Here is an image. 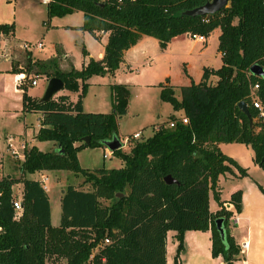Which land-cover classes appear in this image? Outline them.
<instances>
[{"label": "trees", "instance_id": "trees-1", "mask_svg": "<svg viewBox=\"0 0 264 264\" xmlns=\"http://www.w3.org/2000/svg\"><path fill=\"white\" fill-rule=\"evenodd\" d=\"M207 0H48L47 17L74 11L82 14L77 27L94 38L106 33L100 59L88 58L79 69L61 71L57 64L33 61L12 73H24L19 86L22 112L39 114L37 141H51L52 149L25 147L18 169L20 176H0V264H46L59 257L66 264H165V239L173 231L176 241L173 261L183 247L186 230L210 233V255L220 256L222 264L243 258L240 246L230 233L229 218L241 209V190L229 194L232 209L219 200L217 180L224 173L246 169L224 155L219 143H241L252 152V159L264 167V116L250 103L249 85L257 83L255 94L264 108V77L252 75L249 67L264 70V0H228L212 14L186 16L182 12ZM218 28L216 50L218 68L202 67L197 83L177 87L158 83L159 99L181 110L172 127L157 129L145 137L131 140L126 150L112 155L122 161L118 168L88 170L80 166L77 152L83 148L104 147L103 142L117 137V122L126 113L128 88L109 84L111 110L85 112L81 99L91 75L112 74L122 61L124 50L141 35L157 40L163 49L180 34L207 36ZM13 22L0 23V37L12 36ZM81 54L86 55L81 48ZM42 69L48 78L61 80L63 89L78 92L75 101L65 94L39 102L27 94L31 67ZM47 68L46 70H44ZM214 76V82L209 77ZM166 82V80H165ZM247 105L251 125L236 106ZM258 118V119H257ZM88 136V142L83 138ZM131 142V143H130ZM65 170L79 176L82 185H65L59 197V221L50 224L47 193L37 178L26 174ZM169 175L174 183H165ZM21 183L20 209L12 207L11 187ZM261 193L264 188L257 185ZM218 203L208 209V195ZM100 199L108 203L101 204ZM220 219L222 237L215 226ZM107 239L108 242H103Z\"/></svg>", "mask_w": 264, "mask_h": 264}, {"label": "rangeland", "instance_id": "rangeland-1", "mask_svg": "<svg viewBox=\"0 0 264 264\" xmlns=\"http://www.w3.org/2000/svg\"><path fill=\"white\" fill-rule=\"evenodd\" d=\"M82 20L81 12L75 11L63 16L47 17L46 7L40 0H0V23L13 22L14 33L6 39V48L13 47L22 42L41 43V48L21 51V66L24 67L28 60L47 63L53 60L62 70L67 71L69 65L75 68L80 67L82 60L81 47L95 56L99 52L100 42L88 37H83V32L76 26ZM44 23V24H43ZM217 29L212 30L207 36H203V42L184 36V39L172 45L169 51L159 52L158 44L147 46L142 54H136L130 59L131 69L127 70L125 65L118 64L112 75H91L86 80V87L82 95L83 109L85 111H109L111 109L110 90L108 85L103 83L110 81L124 83L128 88L129 96L127 100V112L121 116L117 122V134L129 135L133 132H140V137H145L151 133L155 124H162L168 127L167 122L171 119L168 115L175 117L180 110H173L170 104L159 99L160 87H145L141 85L145 81L155 82V85L167 81L174 86V96L178 98L177 87L187 84L190 81H197L200 67L208 65L212 68L220 66V58L216 49ZM155 39L151 38L154 42ZM1 51V49H0ZM5 59L0 58V65H7ZM1 66V67H2ZM45 68L44 70H46ZM42 69L31 67L29 78H34L36 85L27 86V93L40 98L44 92L47 81ZM14 87L13 73L7 72L0 76V138L3 130L7 132L22 134V113H20V95L12 89ZM110 112V111H109ZM13 113V114H12ZM108 113V112H107ZM32 125L36 123V114H26L24 118ZM258 119V118H257ZM36 131L35 128L27 127L25 137L29 138ZM138 138V139H139ZM122 139V138H121ZM18 138H14L12 144H16ZM132 142V140H131ZM130 142V143H131ZM34 144L44 149L47 143L35 141ZM129 144H122L126 150ZM223 151L233 157H247V148L240 143H224ZM0 142V151H3ZM102 152L107 154L102 158ZM9 157V156H8ZM7 160L9 168L0 170L2 172H12L18 168V160L9 158ZM77 160L81 167L92 170L99 167L117 168L121 166L120 159L104 148H88L77 153ZM250 172L251 177L261 181L264 188V167H254ZM17 174V172L15 173ZM232 180L223 176L219 179V184L223 186L221 194L224 195L230 183L237 181L244 182L242 177ZM242 178V179H241ZM81 178L74 176L65 170L48 171L46 173L47 196L49 197L50 224L57 226L59 221V195L65 185L82 186L89 188L87 184H80ZM20 188L13 187V194L19 198ZM101 204L108 203L107 200L100 199ZM211 208L215 205L214 199L209 195ZM46 264H66L63 258L49 257Z\"/></svg>", "mask_w": 264, "mask_h": 264}, {"label": "crops", "instance_id": "crops-1", "mask_svg": "<svg viewBox=\"0 0 264 264\" xmlns=\"http://www.w3.org/2000/svg\"><path fill=\"white\" fill-rule=\"evenodd\" d=\"M7 23H9V22H7ZM78 26H76V27H78ZM215 29H217V31H218V33H217V36H218L219 29L218 28H215ZM82 32H83L84 38L87 37V35H88V37L94 39L97 42H100L101 48H100L99 52L95 54V56L93 55V53H91V52L88 53L85 50L86 55L83 56L81 54L82 60L80 63V67L82 64L85 63V61L88 58H92L95 60L101 58L102 53H103V46L105 44L106 35H107L106 33H99V34H97L98 37L94 38L88 32H86V31H82ZM184 36H187V35L186 34H180V35H176V36L172 37L163 49L159 48L160 49L159 52L163 54V53L169 51L170 48L172 47V45H175L178 43V41L183 40ZM9 37H11V36H9ZM9 37H0V49H1L0 58H3V59H5V61L8 62V64L6 66L0 65V76H3L7 72H11L10 69L12 66H14L15 68H18V69L22 68L21 61H20L21 55H22L21 51H22V53H24V52L20 48L21 43L16 45V48L18 50L14 49L13 47L6 48V45H5L7 43L6 39H8ZM151 38H153V37L141 35L134 45L130 46L129 48H127L126 50L123 51L122 61L120 62V65L124 64L125 68L127 70L131 69L132 63L130 62V59L133 56H135L136 54H139V53L142 54L148 45L149 46L155 45V41L157 43V40L155 38H153V39H155L154 42L151 41ZM216 46H217V37H216ZM215 51H216L218 57L220 58V53L216 49H215ZM33 61L30 60V62H33ZM220 63H221V61H220ZM70 67H72L74 69L80 68V67L75 68L72 65H69V68ZM202 67L212 68L211 66H208V65H202L200 67L199 77H198L197 81H192V82L197 83L199 81L200 76H201ZM57 68L61 71H65V70H62L58 65H57ZM18 74H24V73L23 72L20 73V71L18 73H13L14 87L12 90L15 93H19V95H20L21 90L19 89V87L15 83V77ZM112 74H109V75H112ZM45 77H46L45 79L47 81L48 77L46 75H45ZM28 78H29V75H28ZM214 80H215L214 76L209 77V81L211 83L214 82ZM112 83H116V82H112ZM112 83L110 81H107L103 84L109 86V84H112ZM161 83L170 85L169 83H167V81L165 82V80ZM116 84H124V83L120 82V83H116ZM187 84H189V83H187ZM187 84H183V85H187ZM141 85H143L145 87L157 86V84L155 85V82H153V81H151V82L145 81ZM180 86H182V85H180ZM26 92H27V90H26ZM77 93L78 92H70V91H67L65 89H61L60 91H58L54 95L65 94L68 96L69 100L73 102L76 99ZM28 95H30V94H28ZM30 96L36 97V96H32V95H30ZM36 98H38V97H36ZM81 106H82V110L85 111L83 109L82 99H81ZM110 110L111 109H109V111ZM19 111H20V113H22V117H20V118L23 119V121H22V130H23L22 134H16V133L10 134L6 130H3L1 133L2 135L0 138V142L2 143V145L4 147L3 148L4 150L0 151V170H3L4 168H6V170H7L9 168V164L6 161L10 160L9 158L13 159V157H11L7 153L6 137H5L6 134L11 135L15 139L17 137L19 140H24L26 142L28 141V146L35 145L34 142L36 140L34 138V134L36 131L29 138H26L24 134H25V129L27 127L35 128L36 130L38 129V127H39V122H38L39 114L35 113V112H22L21 111V103H20ZM109 111H104V112H102V111H85V112L107 113ZM126 112H127V109H126ZM31 113L36 114V123H34V125H32V123L30 121L27 122L24 119L26 114H31ZM180 114L182 115L181 110L178 112V115H180ZM159 125L160 124H155L152 126V128L159 126ZM124 136H126V135H118L117 134V139H121ZM43 142L47 143L46 147L43 150L38 148L36 145L35 146L39 150H42V151H49L52 149L53 145H52L51 141H43ZM13 145H17V144H13ZM223 145H224V143H219L218 148L224 155H226L223 151V147H224ZM245 147L247 148V150H246L247 151V157H245V158H242V157L236 158V157H233L229 154H227L226 156L232 158L239 166L246 169L247 175L242 177V178L247 179V180H244V182H242L241 184L237 183V181L230 183L228 186V189L225 191L224 195H222L221 192H222L223 186L219 184V179L221 178V176H223L226 179H230V180H232L231 176H233L235 180H236V178H238V179L240 178V177H237V171L234 168H232L233 173H231V174L230 173H224L218 177L217 188H218L219 200L222 202V206H225L228 209H232L231 204L227 201L229 194L231 192L237 190V189L241 190V209L238 213H234V215L232 217L233 220L236 218L235 223H231V221L229 220V222L231 223L230 224V233L233 236L234 240L237 242V244L240 246L241 252L243 254V258L235 261L234 264H264V194L260 192L257 185H259L261 187H263V186L261 185V181H259L256 178L251 177V175H250V172L252 171L251 169L254 167H257V164H255L253 162L251 150L247 146H245ZM99 148L102 149L104 147H99ZM84 149L85 148H83L81 150H84ZM120 149L125 150L124 147H122V146L120 147ZM14 159H16V158H14ZM16 160H18L19 164L22 161V159H20V158L16 159ZM120 162L122 163L121 160H120ZM19 164H18V166H19ZM121 166H122V164H121ZM121 166H119V167H121ZM16 172H17V174H15ZM47 172L48 171H42L39 173L26 174L25 176L27 178H37L38 180L41 177H43L45 179V182H46V173ZM1 175H9V176H12L14 178H17L20 176V171L17 168V170L12 171V172H2ZM14 186H16L17 189L20 188V193L18 196V197H20L21 183L20 182L15 183L11 187L12 195L15 197V195L13 194V187ZM45 186H46V184H45ZM45 192L46 193L48 192L47 186H46ZM61 192H62V190H61ZM209 195L211 196L210 193H209ZM209 195H208V209L210 212H215L216 210H218L220 208V206L214 200L215 206L213 208H211L210 203H209ZM59 197H60V195H59ZM48 201H49V197H48ZM173 234H174L173 231H168L166 233L165 264H222V259L220 256L211 257V255H210V233L208 230H206V231L186 230V231H184V233H183V247L180 250V252L178 253L176 260L173 261V256L175 254V247H176V241L173 238ZM244 246H245V248H244Z\"/></svg>", "mask_w": 264, "mask_h": 264}, {"label": "built area", "instance_id": "built-area-1", "mask_svg": "<svg viewBox=\"0 0 264 264\" xmlns=\"http://www.w3.org/2000/svg\"><path fill=\"white\" fill-rule=\"evenodd\" d=\"M41 3H43L44 5L48 2V0H40ZM188 37L191 39H197L198 41L203 42L204 38L202 35L199 34H188ZM20 48L22 50L25 51H30L31 49H39L41 48V43L37 42V43H29V42H22L20 44ZM24 77V74H18L15 77V83L16 85L19 87L22 83V79ZM28 84L31 86H34L36 84L34 78H29ZM258 88L257 83H252L249 85V89H250V103L251 105L256 108L258 110V117L262 118L264 116V108L262 107L258 97L255 94V90ZM178 120L181 121V123H186V118L184 116H179L177 118ZM175 120H169L167 122L168 127H172L174 124ZM158 126L154 127L153 129H157ZM6 149H7V153L16 159H23V150L25 149V147H28V141H24V140H19L16 142L17 145H13L12 142L14 141V138L11 135H7L6 134ZM140 137V132H133L132 134L126 135L124 137H122V139H118L121 146L122 144H127L130 140H135L138 139ZM105 148V147H104ZM107 148L104 149V151H106ZM109 151V150H108ZM110 152V151H109ZM107 154H105L104 152H102V158H106ZM39 182L42 186V188L44 189V191H46V186H45V179L43 177H41L39 179ZM12 207L15 211H18L20 209V203H19V198H15L12 200ZM225 209H228L227 207L223 206ZM234 215V214H233ZM233 215L229 218V220L231 221V223H235L236 218L233 220ZM235 217V216H234ZM232 218V219H231ZM230 223V222H229ZM230 223V224H231ZM103 242H108L107 239H103ZM245 248V246H244Z\"/></svg>", "mask_w": 264, "mask_h": 264}, {"label": "water", "instance_id": "water-1", "mask_svg": "<svg viewBox=\"0 0 264 264\" xmlns=\"http://www.w3.org/2000/svg\"><path fill=\"white\" fill-rule=\"evenodd\" d=\"M227 3L228 0H207L203 4L194 7L192 9L185 10L182 13L186 16H199L205 14H212L218 11L219 9L225 7ZM249 72L252 75L264 77V70L258 64L251 65L249 67ZM61 89H63V85L60 79L56 77L48 78L44 92L42 96L38 98V101L43 102L49 100L54 94H56ZM236 106L238 110L245 115V117L248 120V124L251 125V118L246 103L244 101H239L236 104ZM83 141L87 143L88 136L84 137ZM103 146L107 148L110 152H112L116 149H119L121 147V144L117 139V137H113L110 140L104 141ZM163 181L167 184L175 182V180L172 179L169 175L164 176ZM220 222H221L220 219H216L215 226L218 229L219 235L222 237L223 231L220 227Z\"/></svg>", "mask_w": 264, "mask_h": 264}]
</instances>
